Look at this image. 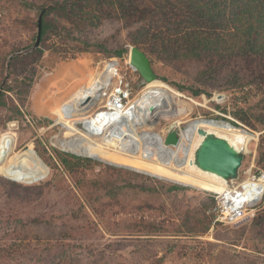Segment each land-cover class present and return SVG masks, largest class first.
<instances>
[{"label":"rangeland","instance_id":"1","mask_svg":"<svg viewBox=\"0 0 264 264\" xmlns=\"http://www.w3.org/2000/svg\"><path fill=\"white\" fill-rule=\"evenodd\" d=\"M63 1L0 0V80L5 78L2 67H6L8 56L34 44L35 23L41 9ZM71 1L75 0L67 2ZM98 2L102 3L104 14L97 15V22L90 26H77L63 19L64 12H51L46 17L49 30L45 41L39 44L40 53L15 63L16 73L34 78L35 83L27 102L18 105L21 114L11 109L9 98L17 104L14 95L6 93L5 106L0 107V147L2 139L11 136L7 164L20 162L31 149L35 165L24 177L0 172V264H264V199L252 220L226 225L215 221L212 212L216 193L129 166V169L189 187L186 198L192 208L203 200L209 206L205 214L209 228L203 233H181L146 242H116L105 231V221L100 222L91 214L84 191L73 184L70 174L61 167L54 150L93 157L71 152L57 144V140L65 138V129L55 123L53 116L41 114L35 105V94L42 81L53 77L49 89L54 95L45 104H54V107L69 97L73 89L86 86L91 77L101 73L104 61L110 59L119 63V78L130 84L131 100L137 99L149 85L129 64L128 52L130 46H135L130 40L140 36L142 27L154 21L153 17L146 14L140 21L127 20L119 10L118 0ZM97 7L95 0H85L66 12L76 17L82 12L92 16ZM122 49L127 50L125 55L117 56ZM141 50L148 56L158 81L177 99L175 103L179 102L177 106L187 110V116L179 117L182 127L189 120L204 118L222 120L248 131L251 136L241 152L243 159L238 178H243L249 169L264 171V58H219L210 64L206 59L167 60L152 54L148 48ZM69 82L71 87L67 88ZM111 89L109 87L103 97V103L88 115L106 102ZM173 121L176 120L158 117L159 124L153 131L163 137ZM76 126L83 132H92L86 120ZM92 139L100 140L96 136ZM94 169L95 172L99 170L98 166ZM83 172L89 175L90 170ZM36 185L40 186L39 190L32 188ZM137 197L129 196L127 201L135 205ZM155 200L166 207L169 203L163 197L148 198L150 205ZM72 211L86 213L89 222L97 225L79 232L76 228L84 227L87 222L68 217ZM52 213L56 219L49 222ZM37 215L42 220L35 223L33 219ZM145 215L147 220H155L154 213L147 211ZM105 220L110 218L106 215ZM62 233L65 236L62 237Z\"/></svg>","mask_w":264,"mask_h":264},{"label":"trees","instance_id":"2","mask_svg":"<svg viewBox=\"0 0 264 264\" xmlns=\"http://www.w3.org/2000/svg\"><path fill=\"white\" fill-rule=\"evenodd\" d=\"M84 1L45 12L40 43L45 41L49 30L46 17L53 11L61 14L64 12L63 19L77 26H90L97 22V15L102 17L104 14L102 6L100 7L102 3L98 0L95 1L99 7L92 16L82 12L76 17L75 14L66 12ZM117 3L122 16L127 20L140 21L146 14L153 17L154 21L144 25L140 36L130 42L140 49L148 48L152 54H158L163 59H206L211 64L214 59L219 58H264V0H118ZM35 29L37 32V21ZM126 51L122 49L117 56L123 57ZM39 53L40 45L27 55L11 59L9 75L0 93V107L5 106L8 97L6 93H11L17 102L16 104L9 98L11 109L16 114H21L18 105L27 102L35 80L18 75L15 63ZM2 81L3 79L0 80V86ZM54 154L64 171L70 174L73 184L84 191V199L91 214L100 222L105 221V231L116 242H146L163 236H179L181 233H203L209 228L208 216L205 215L209 206L203 200L192 208L186 198L189 187L94 158L59 150H54ZM97 166L99 170L95 172L94 167ZM83 170H90L89 175ZM39 187L36 185L32 188L39 190ZM132 195L138 196L135 205L127 201ZM161 197L169 200L167 207L156 200L149 204L148 198ZM80 209L83 210L84 207L80 206ZM147 211L156 215H153L155 220H147ZM106 215L110 220H105ZM39 216L33 222H40L42 219ZM67 216L87 222L84 227L76 228L79 232L91 225L95 227L96 223L89 222L86 213L76 214L72 211ZM54 219L56 217L52 213L48 221L52 222ZM63 236L65 235L62 233Z\"/></svg>","mask_w":264,"mask_h":264},{"label":"bare ground","instance_id":"3","mask_svg":"<svg viewBox=\"0 0 264 264\" xmlns=\"http://www.w3.org/2000/svg\"><path fill=\"white\" fill-rule=\"evenodd\" d=\"M113 65L115 66L110 64L102 73L91 77L86 86L83 84L84 86L80 85L73 89L70 96L59 101L55 107L54 104L52 106L45 104L48 98L54 95L49 89L53 77L50 76L42 81L35 94V105L41 114L53 116L56 118L55 123L65 129V138L57 140V144L77 154L122 163L128 165L126 167L141 168L150 174L180 184L195 186L216 194L223 191L226 183L222 179L202 173L191 164L194 149L200 139L197 131L203 129L226 137L241 152L245 149L250 133L222 120L197 118L186 123L177 146L173 148L164 146L162 135L153 131L159 124L158 117L176 120L177 124H181L179 117H185L188 113L186 109L177 106L179 103H175L177 99L159 81L149 83L128 111H120L121 114L119 112L109 114L105 111L95 114V111L92 115H88L95 106L103 103V97L109 90L108 79L110 80V75L113 74ZM117 115L126 117L128 122L126 123L128 129L124 130L128 132H125L123 137L119 135L118 137L121 138H117L120 141L109 134L110 127L118 122ZM83 120L88 122L92 132H83L76 126V123ZM93 136L100 138L99 142L92 139ZM11 141V136L2 139L0 172H8L14 177H24L35 165V160L29 149L20 162L7 164L6 156Z\"/></svg>","mask_w":264,"mask_h":264},{"label":"water","instance_id":"4","mask_svg":"<svg viewBox=\"0 0 264 264\" xmlns=\"http://www.w3.org/2000/svg\"><path fill=\"white\" fill-rule=\"evenodd\" d=\"M76 1L78 0L61 2L46 7L40 11L37 19V32L34 44L25 50L11 53L8 56L5 67V78L0 86V93L2 92V87L8 77L10 60L16 56L31 53L39 47L41 40L42 17L44 13L51 9L72 5ZM128 58L129 64L138 72L145 83L158 81V76L153 71L148 56L141 49L136 46H130ZM197 132L200 139L193 152L192 166L202 173L214 175L222 179L225 183L236 180L239 176V169L243 159L241 151L238 150L226 137L220 136L215 132L205 131L203 129H199ZM179 140L180 135L177 131V123L176 121H173L169 125L166 135L163 138V145L166 147L177 146ZM1 159L2 157H0V160Z\"/></svg>","mask_w":264,"mask_h":264},{"label":"built area","instance_id":"5","mask_svg":"<svg viewBox=\"0 0 264 264\" xmlns=\"http://www.w3.org/2000/svg\"><path fill=\"white\" fill-rule=\"evenodd\" d=\"M110 64H115L113 74L110 75L111 79H108L112 87L109 97L106 102L95 112L102 113L103 111L109 112V114H116L120 111H128L133 100H131V86L128 82L119 78L118 69L119 63L115 59L104 61L103 69L101 73ZM118 78V79H116ZM116 79V82L113 81ZM96 116V115H95ZM127 116H130L127 114ZM119 117V115H117ZM122 117V116H121ZM119 117L118 122L111 126L110 133L117 138L123 137V134L128 131H124L126 126V117ZM184 126L177 124V131L180 138ZM112 132V133H111ZM121 137H118V136ZM166 135V133H165ZM163 136V138L165 137ZM120 141V140H118ZM174 146H171L173 148ZM264 199V171L247 170L243 178H237L233 181H228L225 184L224 190L215 195V205L212 212L215 217V221H219L223 224L230 225L242 220H252L256 216V212Z\"/></svg>","mask_w":264,"mask_h":264},{"label":"crops","instance_id":"6","mask_svg":"<svg viewBox=\"0 0 264 264\" xmlns=\"http://www.w3.org/2000/svg\"><path fill=\"white\" fill-rule=\"evenodd\" d=\"M69 87H70V83L67 84V88H69Z\"/></svg>","mask_w":264,"mask_h":264}]
</instances>
